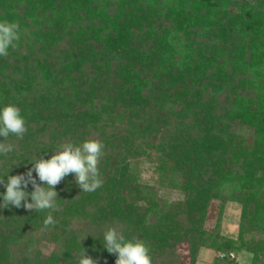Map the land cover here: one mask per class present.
<instances>
[{
  "label": "trees",
  "instance_id": "16d2710c",
  "mask_svg": "<svg viewBox=\"0 0 264 264\" xmlns=\"http://www.w3.org/2000/svg\"><path fill=\"white\" fill-rule=\"evenodd\" d=\"M3 20L20 40L0 57V108L19 107L27 131L9 136L0 177L63 143L105 147L100 188L81 192L74 174L56 186L54 226L47 210L0 208V264H78L83 249L115 264L109 227L145 241L152 264H197L207 249L264 258V240L246 241L264 232V0H0ZM213 201L220 215L241 205L237 239L206 228Z\"/></svg>",
  "mask_w": 264,
  "mask_h": 264
},
{
  "label": "clouds",
  "instance_id": "9594fccd",
  "mask_svg": "<svg viewBox=\"0 0 264 264\" xmlns=\"http://www.w3.org/2000/svg\"><path fill=\"white\" fill-rule=\"evenodd\" d=\"M20 40L19 24L13 21H0V57H6L9 49H16ZM25 118L19 107L7 104L0 108V156H7L14 151V145L8 143L10 135L23 139L26 133ZM104 144L100 140L88 139L79 145L71 142L58 146L50 158L35 157L25 174L9 175L7 182L0 177V184L5 188L0 193L2 203L0 208L10 205L16 208L24 207L35 212H48L43 221L44 228L54 226L56 220L52 213L59 209L56 186L69 174H74L75 183L81 192H94L103 184L99 164L103 156ZM36 173V177L33 176ZM37 177L40 183H37ZM31 184V193L25 191ZM43 185V186H42ZM31 198V202L29 201ZM103 246L109 254L116 256L115 264H152L150 248L145 241L132 237L126 239L115 227H109L103 232ZM78 264H97L83 249Z\"/></svg>",
  "mask_w": 264,
  "mask_h": 264
},
{
  "label": "rangeland",
  "instance_id": "374dc122",
  "mask_svg": "<svg viewBox=\"0 0 264 264\" xmlns=\"http://www.w3.org/2000/svg\"><path fill=\"white\" fill-rule=\"evenodd\" d=\"M246 138L251 140L253 138L252 131L243 130ZM138 167L141 171V179L143 182L155 185L154 167L147 161H140ZM160 195L169 201H176L182 196L174 191L168 189H161ZM219 201H213L209 209V215L206 223V228L209 231H216L220 236L225 238L237 239L240 229L241 205L236 202H228L220 215ZM251 238L264 240V232H255L246 236V241ZM189 247L187 243L178 246V258L176 263L189 261ZM216 259L233 261L234 264H254L253 256L247 252H217L214 250H203L197 264H216ZM256 264H264V258H258Z\"/></svg>",
  "mask_w": 264,
  "mask_h": 264
}]
</instances>
